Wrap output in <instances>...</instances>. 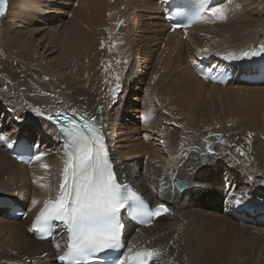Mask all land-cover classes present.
<instances>
[{"label":"bare ground","instance_id":"bare-ground-1","mask_svg":"<svg viewBox=\"0 0 264 264\" xmlns=\"http://www.w3.org/2000/svg\"><path fill=\"white\" fill-rule=\"evenodd\" d=\"M170 1L6 0L0 68L21 70L32 87L0 71V264H57L65 249L59 233L45 244L30 231L59 182L47 121L58 106L99 122L119 176L135 178L150 199L170 201V217L126 228L128 249H151L155 264H264V158L240 157L224 142L239 131L264 139V84L213 87L192 68L205 56L264 48V0L215 1L185 40L167 35ZM115 85L123 91L113 97ZM225 101L238 104L218 108ZM20 137L43 149L28 168L9 159ZM224 179L234 188L226 204ZM181 181L189 186L183 194L174 189ZM11 204L27 208L20 222L7 217Z\"/></svg>","mask_w":264,"mask_h":264},{"label":"snow or ice","instance_id":"snow-or-ice-1","mask_svg":"<svg viewBox=\"0 0 264 264\" xmlns=\"http://www.w3.org/2000/svg\"><path fill=\"white\" fill-rule=\"evenodd\" d=\"M5 10L6 0H0V15ZM217 13L223 15L220 8H213L212 14ZM84 127L90 135L80 131L75 120L68 127L61 128V132L69 138V145H66L67 158L60 191L54 201H45L30 231L45 233L63 224L68 243L67 251L59 260L71 261V264L91 260L99 264L103 260L100 253L123 247L120 216L126 206L131 205L130 215L137 216H158L168 209L160 204L153 212L136 192L122 186L114 174L103 136L90 125L85 124ZM4 139L0 135V140ZM40 158V155L36 157L37 160ZM36 203V200L32 201L33 206ZM236 203H240V198L236 199ZM131 252L129 248L123 258H118L114 264H144L145 257L153 256L150 251L130 255Z\"/></svg>","mask_w":264,"mask_h":264},{"label":"rangeland","instance_id":"rangeland-1","mask_svg":"<svg viewBox=\"0 0 264 264\" xmlns=\"http://www.w3.org/2000/svg\"><path fill=\"white\" fill-rule=\"evenodd\" d=\"M120 29L121 27H125L126 26V20L125 19H121L120 21ZM1 67V66H0ZM10 69H7V68H0V71L2 73H5V74H8L11 72L12 75H14L15 79L17 80V83H21L23 85V87H32L31 85V81L32 79L28 78L27 76H25V74L21 71V70H10ZM40 80H44L43 76H40ZM123 91V86L122 85H115L110 94L115 97L117 93H121ZM50 92H52V90H48L46 92V94L48 95ZM55 104H58V103H55ZM238 102H234V101H225V103H221L220 105H218V108H227L226 106H230V105H237ZM225 105V107H224ZM52 106V105H51ZM49 106V108L51 107ZM222 108V109H223ZM123 118L124 116H122L121 114L119 115L118 117V120L123 121ZM218 134V133H216ZM237 137L234 139H229L230 136H226L224 137L225 140L224 142H229V144L234 147L236 153H238V155L240 157H245V158H253L254 157H262L264 158V139L262 137H259L257 136L256 134L252 135L251 133L244 136L242 131H239L237 133ZM263 137H264V134H263ZM223 146V145H222ZM250 148V154L247 155V149ZM246 150V151H245ZM242 153V154H241Z\"/></svg>","mask_w":264,"mask_h":264},{"label":"water","instance_id":"water-1","mask_svg":"<svg viewBox=\"0 0 264 264\" xmlns=\"http://www.w3.org/2000/svg\"><path fill=\"white\" fill-rule=\"evenodd\" d=\"M175 187H176V189L177 190H179L180 192H186L187 190H188V185H187V183H185V182H177L176 184H175Z\"/></svg>","mask_w":264,"mask_h":264}]
</instances>
